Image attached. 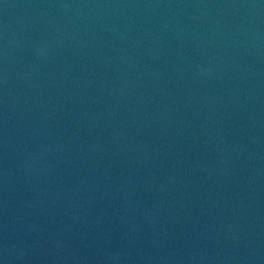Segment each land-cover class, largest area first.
Returning <instances> with one entry per match:
<instances>
[{"label":"water","instance_id":"obj_1","mask_svg":"<svg viewBox=\"0 0 264 264\" xmlns=\"http://www.w3.org/2000/svg\"><path fill=\"white\" fill-rule=\"evenodd\" d=\"M0 264H264V0H0Z\"/></svg>","mask_w":264,"mask_h":264}]
</instances>
